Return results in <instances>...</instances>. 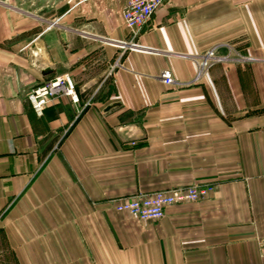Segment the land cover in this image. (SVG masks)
Returning a JSON list of instances; mask_svg holds the SVG:
<instances>
[{
  "label": "crops",
  "instance_id": "crops-1",
  "mask_svg": "<svg viewBox=\"0 0 264 264\" xmlns=\"http://www.w3.org/2000/svg\"><path fill=\"white\" fill-rule=\"evenodd\" d=\"M124 3L29 11L0 1V247L18 264H67L82 243L102 253L111 216L138 223L117 201L196 184L206 195L167 207L146 238L177 243L183 264H258L264 56L237 55L223 20L226 37L201 43L208 25L191 19L201 0L193 12L192 0H164L122 47ZM209 50L217 60L199 72ZM61 73L79 102L56 98L37 115L27 94Z\"/></svg>",
  "mask_w": 264,
  "mask_h": 264
},
{
  "label": "rangeland",
  "instance_id": "rangeland-1",
  "mask_svg": "<svg viewBox=\"0 0 264 264\" xmlns=\"http://www.w3.org/2000/svg\"><path fill=\"white\" fill-rule=\"evenodd\" d=\"M0 1L4 2L5 5L14 6L17 8H24L26 10L32 11L35 10L37 7L39 8L43 5H53L55 9L57 8L58 10H64L66 6H71L73 3L78 2L80 0ZM193 1L194 0H192V3L189 4L191 12L196 11V8L198 9L197 4L193 3ZM201 5L203 7L201 13H198V15L197 13H194V17H191V19L196 18V21L200 20L203 26L208 25L209 27V29L207 27L206 30L203 29L200 31L201 33L205 32V34H203L201 37V43L207 44L214 42L217 39L229 36V45L231 44L230 46L237 50V55L264 56V0H201ZM153 14L151 15L150 19L152 18ZM222 22L224 24L229 23V28L222 30L229 31V35L225 36L223 32L221 33V29H223V27L220 26L221 24L219 23ZM146 25L142 27L139 35L145 30ZM123 26L126 29L124 23ZM128 36H130L129 32ZM138 37L134 40L135 44L137 43ZM121 45L122 47H134L133 44H128L125 42H123ZM162 82L165 85H171L166 84L164 81ZM185 187L187 186H184L182 188ZM175 190H177V188H160L150 192L137 193V195H150L158 191L170 193ZM115 213L116 212H114V214ZM125 213L135 218L138 223H133L128 215L125 216L122 214H116L118 218L115 219L113 216H111L112 220H108L106 223V231L107 237L114 236V240L112 239V241L109 243L106 242L104 248L105 251H103L102 253H97L94 251L93 248L95 247V245L91 244L90 252H88L87 246L82 243L81 251L75 252L73 257L67 260V264H183V261H187V258H184V255H179L176 252L177 247L175 246L177 245V243H175L174 241L172 242L171 240V247L165 248L164 244L166 243H164L162 239L146 238V231L149 233L153 229V226L155 225L153 223H155V221H152L153 223L150 221H141L138 218L134 217L132 214L128 212ZM165 213L166 210L164 212V215ZM126 221L129 222V227L126 224ZM119 226L121 227L118 228ZM114 227L116 231L114 230ZM95 233L97 234V232ZM119 237L121 238V240H119ZM263 238L264 236L255 237V248L257 250L258 256L260 257L262 256L260 255L258 250L260 243L259 241ZM1 245L2 246L0 247V264H18L17 258L15 257L14 253L11 252L10 249H7V247H5L3 243ZM76 250L77 248L75 247V251ZM256 260L258 264H264L263 259H258L257 257ZM235 261H238L239 263L238 259H235ZM245 261L248 262L247 259H245ZM63 264H66V260H64Z\"/></svg>",
  "mask_w": 264,
  "mask_h": 264
},
{
  "label": "built area",
  "instance_id": "built-area-1",
  "mask_svg": "<svg viewBox=\"0 0 264 264\" xmlns=\"http://www.w3.org/2000/svg\"><path fill=\"white\" fill-rule=\"evenodd\" d=\"M164 0H126L122 8V21L130 34L129 43L135 45L134 40L151 15L161 6ZM217 60L212 50L207 51L199 61V72ZM114 63L109 68L111 74ZM160 78L166 84L173 83V77L168 69H163ZM66 97L72 103H78L79 97L75 91V83L69 73H61L42 83L34 86L27 94L28 102L37 115H41L45 107L56 98ZM208 188H201L197 185H190L170 193L154 192L150 195H134L117 201L114 209L118 212H128L141 221H157L161 219L167 207L184 202H195L203 198ZM259 253L264 257V238L259 241Z\"/></svg>",
  "mask_w": 264,
  "mask_h": 264
},
{
  "label": "bare ground",
  "instance_id": "bare-ground-1",
  "mask_svg": "<svg viewBox=\"0 0 264 264\" xmlns=\"http://www.w3.org/2000/svg\"><path fill=\"white\" fill-rule=\"evenodd\" d=\"M128 44H131V43H128Z\"/></svg>",
  "mask_w": 264,
  "mask_h": 264
}]
</instances>
